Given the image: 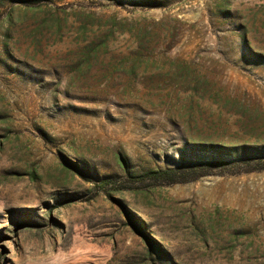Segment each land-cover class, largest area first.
<instances>
[{"label":"rangeland","instance_id":"374dc122","mask_svg":"<svg viewBox=\"0 0 264 264\" xmlns=\"http://www.w3.org/2000/svg\"><path fill=\"white\" fill-rule=\"evenodd\" d=\"M0 264H264V0H0Z\"/></svg>","mask_w":264,"mask_h":264},{"label":"trees","instance_id":"16d2710c","mask_svg":"<svg viewBox=\"0 0 264 264\" xmlns=\"http://www.w3.org/2000/svg\"><path fill=\"white\" fill-rule=\"evenodd\" d=\"M172 171L173 170H163V171L154 172V176L159 177V176H163V175H170V173H172Z\"/></svg>","mask_w":264,"mask_h":264}]
</instances>
